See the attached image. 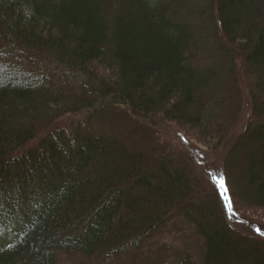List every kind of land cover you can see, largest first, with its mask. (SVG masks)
<instances>
[{
	"label": "trees",
	"instance_id": "16d2710c",
	"mask_svg": "<svg viewBox=\"0 0 264 264\" xmlns=\"http://www.w3.org/2000/svg\"><path fill=\"white\" fill-rule=\"evenodd\" d=\"M173 125L264 223V0H0V264H264Z\"/></svg>",
	"mask_w": 264,
	"mask_h": 264
},
{
	"label": "rangeland",
	"instance_id": "374dc122",
	"mask_svg": "<svg viewBox=\"0 0 264 264\" xmlns=\"http://www.w3.org/2000/svg\"><path fill=\"white\" fill-rule=\"evenodd\" d=\"M210 43L211 42H203V45L205 48H207ZM251 104H252V102L250 101L248 104V107H247L248 115H249V112L252 110ZM246 119L247 118H245L243 123H241L239 131H241L243 129V126H244L243 124H247L248 120H246ZM171 129L172 130H169L170 134H171V138H173V140L176 142L177 146L178 145L179 146L184 145L182 143V139L185 141L187 146H189L188 142L186 140L187 137L184 136V134L178 128H176L173 125V128H171ZM194 139L193 140L195 143H193L192 141H190V142L194 145L196 154L199 156V157L198 156L197 157H198V159H200L201 162H203L207 172L210 173L211 177H213L214 179H215V173H217V175L223 176L225 174V159H226V155H227V152H228L230 145L225 146V147L220 148V149H209L208 145L205 142L200 141V139H196V138H194ZM239 180L241 181L240 178H239ZM243 183H245V182L243 181ZM228 209H229V207H228ZM259 211L260 210H258L256 212L255 211H252V212L255 216L260 217L261 219H264V210H263V212H259ZM229 212H230L231 219H232V221L236 227L242 229L246 233H251V234H255V235L262 234L261 229H264V223H261V221L258 222L257 219L253 220V219L245 216L243 213H241L237 209H236V212H232L229 209ZM192 234H195L194 230H191V231H188V233L185 232L182 234L181 233L168 232V233H166V235H164L162 237L161 241L162 242L171 241V242H174L180 246L185 247V245H187L188 240L191 237H193ZM262 235H264V234H262ZM193 247H194V251L196 252V254L199 253L200 246L198 245V243L194 244ZM60 259H61L62 264H74L69 259V256L67 253L61 252L60 253Z\"/></svg>",
	"mask_w": 264,
	"mask_h": 264
},
{
	"label": "snow or ice",
	"instance_id": "6c2138e0",
	"mask_svg": "<svg viewBox=\"0 0 264 264\" xmlns=\"http://www.w3.org/2000/svg\"><path fill=\"white\" fill-rule=\"evenodd\" d=\"M216 180L220 182L221 188L224 189L226 191L227 194V200L229 201L228 207L230 209V211L232 212H236V206H235V202L232 196V191L229 187V180L226 174H224L223 176L217 175ZM262 234H264V229H261Z\"/></svg>",
	"mask_w": 264,
	"mask_h": 264
},
{
	"label": "water",
	"instance_id": "95a60500",
	"mask_svg": "<svg viewBox=\"0 0 264 264\" xmlns=\"http://www.w3.org/2000/svg\"><path fill=\"white\" fill-rule=\"evenodd\" d=\"M187 141H188V143H189V145H190V147H191V149H192V151L196 154V151H195V147H194V145L187 139ZM215 176H217L216 175V173H215ZM219 182V181H218ZM220 183V182H219ZM226 192V191H225ZM227 195V194H226Z\"/></svg>",
	"mask_w": 264,
	"mask_h": 264
}]
</instances>
